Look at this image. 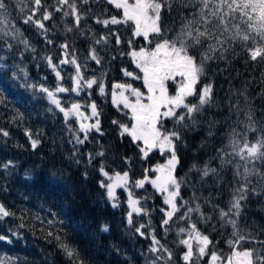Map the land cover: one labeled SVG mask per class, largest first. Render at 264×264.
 Listing matches in <instances>:
<instances>
[{"label": "trees", "instance_id": "trees-1", "mask_svg": "<svg viewBox=\"0 0 264 264\" xmlns=\"http://www.w3.org/2000/svg\"><path fill=\"white\" fill-rule=\"evenodd\" d=\"M9 3L12 4L9 16L11 25L22 35L14 40L0 34V165L12 162L7 169L0 167V203L14 213L0 219V236L7 238L0 241V260L5 261V264H71L59 247L56 240L59 236L79 250L85 264H150L154 256L148 251L152 243L148 233L155 229L157 239L173 253L172 260L167 264H184L181 257L186 249L178 243L184 237L177 233L179 228L187 227L189 223H195L212 240L209 253L216 251L223 256L230 254L228 241L235 239L233 229L220 220L215 207L218 205L227 210L233 187L239 186L233 179V168L229 166L223 170L220 182L213 176L202 181L200 173L190 169L194 164L202 167L209 163L219 170L220 162L214 159L216 150L228 143L227 133L232 127L243 131L242 125L233 123L237 116L226 107L229 97L233 102L239 99L240 107L245 111L250 106L257 128L264 127V61H252L245 45L237 41L225 53V59L209 61L205 65L206 75L197 85V91L201 85L211 83L213 104L206 105L203 115L197 116L199 122L184 128L174 125L172 120L164 121L165 129L172 130L175 127L181 135L182 142L176 144L179 163L175 172L177 178L186 181L181 187V196L185 200H192L195 192L204 217L208 219L196 213L192 214L191 221H179L174 217L165 233L161 227L164 216L160 209L166 208L162 196L151 185H145L144 189L133 191L136 198L148 197L147 200H141L140 206L147 209L149 215L134 213L130 226L127 223L130 209L126 192L122 188L116 191L119 206L113 207L105 188L100 186L101 181L106 183L99 171L100 167L103 165L109 173L128 171L131 180L135 181L143 178L145 168L161 163L167 153L161 156L153 151L146 161L142 160L130 137H121L119 128L112 123L116 120L128 124L130 119L113 106L110 94L101 96L94 86L76 95L71 91L73 81L70 79L76 76L75 66L59 63L63 57L59 45L67 41L69 53L75 55L85 79L99 77L106 71L105 84L109 93L114 83H131L142 88L141 80L123 75L122 69L125 68L138 73L131 58L120 55L121 52H128L127 45L122 43L116 46L114 37L107 48L94 45L89 39L92 33L99 38L107 35L109 29L96 24L92 16L82 19L80 28L76 29L73 17H64L61 12L55 11L57 0H42L43 7L36 13V18H40L45 10L53 13L50 20L44 21L48 29L46 34H42V30L32 24H24L25 13L19 11L14 0H9ZM77 4L81 12L91 8L92 13L101 18L121 15L119 10L103 3V0L90 5H80L77 0ZM24 7L27 14H31L33 5L30 0H25ZM179 24L175 10L171 17L162 12L161 27L168 25L172 28L169 38L179 28ZM67 27L73 28V31L66 32ZM110 28L119 31L122 41L131 37V25ZM21 40H27L30 47L26 49ZM48 40L52 43L49 44ZM8 44L12 47L8 48ZM142 44V40H137L133 46ZM93 46L102 57L100 65L88 59L89 49ZM248 46L251 47V42ZM47 57H51L52 63L61 72L62 80L57 78ZM40 86L53 92L58 86L68 88L67 93H56L57 99L66 109L74 102L87 105L95 101L103 134L93 130L83 145L76 144L73 132L78 124L75 119L70 117L66 122L64 114L50 102L46 93L40 91ZM241 91H246L248 104L243 97L235 95ZM189 100L196 102L195 97ZM82 110L90 112L86 107ZM239 119L245 120L243 113ZM226 120L227 123L224 122ZM209 121L218 122L212 136L208 135ZM69 126L73 131H69ZM3 132L8 135H3ZM83 135L80 133L81 138ZM256 136L257 133H249V141L254 142ZM32 139L39 141L36 148L32 147ZM99 151H104L105 155L96 156ZM89 153L93 156L91 163ZM125 158H130L131 163H126ZM148 175L154 177L155 173L149 172ZM252 183H256L255 178ZM208 199L211 203L206 202ZM192 202L195 206L197 201ZM183 211L181 209L176 215L180 216ZM149 219L151 225L142 229L145 236H141L135 229L140 224L148 225ZM237 223L241 234L255 237L256 241H264V194H249L247 200L242 202ZM105 225L108 228L106 232L102 231ZM50 232L52 235H49ZM241 247L261 249L264 244L243 243ZM206 263L207 256L193 260V264Z\"/></svg>", "mask_w": 264, "mask_h": 264}, {"label": "snow or ice", "instance_id": "snow-or-ice-1", "mask_svg": "<svg viewBox=\"0 0 264 264\" xmlns=\"http://www.w3.org/2000/svg\"><path fill=\"white\" fill-rule=\"evenodd\" d=\"M30 2L33 7L30 9L31 14H27L24 7L25 0H14L19 11L25 13L23 23L32 24L41 29L42 34H46L48 29L45 27L44 21L50 20L53 13L45 10L40 18H36V13L43 7L42 0H30ZM100 2L101 0H79L80 5ZM103 3L113 6L114 9L121 12V15L101 18V16L92 13L91 8L81 12L77 0H57L55 11L61 12L64 17H73L76 29L80 28L81 20L86 19L87 16H92L96 24L109 29L107 35L97 38L95 33H92L89 39L93 41L94 45H102L104 48L110 45L112 37H114L116 46H120L122 43L126 44L128 52H121L120 55H128L138 73L125 68L122 69L123 75L133 80H141L146 91L133 87L131 83H114L109 93L105 84L106 71L102 72L99 77L92 76L85 79L75 55L69 53L70 45L67 41L59 45L63 51V57L59 63L75 66L76 76L70 77V79L73 81L71 91L76 95H80L84 89L90 90L94 86L97 87L99 95L110 94L113 106L123 112L131 121L130 125L116 120H113L112 123L119 128L121 137L125 135L130 137L137 146L142 160L146 161L153 151H157L161 156L167 153V157L164 163H158L152 168H145L143 178L135 181L131 180L128 171L115 172L110 175L102 165L99 171L107 178L108 183L101 181L100 186L106 189L107 197L112 201L113 207L119 206L116 190L124 189L130 209L127 214V223L130 226L133 224L134 213L149 215L148 210L140 206L141 200H147L148 197L136 198L133 191V189H144L145 185H151L163 198L162 202L166 208H161L160 211L164 216L161 227L165 233L168 232V226L174 217L179 221H191L192 214L196 213L202 218L208 219V217H204L195 192L192 200H185L181 196V187L186 181L175 175L179 163L176 144L178 141L182 142L181 135L175 127L172 130L165 129L164 121L172 120L174 125L184 128L199 122L197 116L203 115L206 105L213 104V85L211 83L201 85L199 92L197 91V85L206 75L205 65L209 61L225 59V53L237 41L245 45L252 61H264V0H103ZM11 7L12 4L9 3V0H0V34L15 40L22 33H19L11 25L9 19ZM174 10L180 24L169 38L172 28L168 25L161 27L162 12H166L171 17ZM118 25H131V37L122 41L119 31L110 28V26ZM65 31L70 33L73 28L67 27ZM89 31L91 30L89 29ZM137 40L143 41L139 48L133 46ZM20 42L25 45L26 49L30 47L27 40ZM47 42L52 43L51 40ZM249 42H251V47L248 46ZM7 47L11 48L12 45L8 44ZM46 59L55 71L57 78L62 80L61 72L52 63L51 57ZM88 59L97 65L102 63V57L94 46L89 49ZM170 84L174 87V93L170 92ZM32 87L35 86L32 85ZM40 91L46 93L50 102L64 114L66 122L70 117L75 119L78 124V128L73 132L76 144L83 145L93 130L103 134L99 118L100 112L95 101L87 105L74 102L66 109L57 99L56 93H67L69 92L68 88L58 86L53 92L40 86ZM88 95L90 96L91 93L89 92ZM235 95L243 97L245 103L248 104L246 91ZM191 97L196 98L195 103L190 102L189 98ZM85 107L90 109V112L83 111L82 108ZM226 107L230 113L237 116V120L233 123L242 125L243 131L232 127L227 133L228 143L216 150L214 159H218L220 162L219 170L211 167L209 163H205L202 167H197L194 164L190 171L200 173L202 181L213 176L220 182L223 179L221 175L223 170L229 166L233 168V179L238 182L239 186L234 185L232 199L229 201L227 210L218 205L215 210L221 221L231 225L235 239L228 241L231 253L227 256L220 255L216 251L209 253V247L213 244L212 240L208 235L203 234L195 223H189L187 227L179 228L177 233L184 237L178 241L186 249L181 257L184 264H193L194 258L203 259L205 256L208 257V264H264V248L241 247L243 243L264 244V241H256L255 237L241 234L237 223L242 212V202L247 200L249 194L255 196L264 194V171L261 170L264 169V127L257 128L251 107L248 106L245 111L240 107L239 99L233 102L229 97ZM241 113L244 114L245 120L239 119ZM224 122L227 123V120ZM217 123V121L208 122L209 136L214 135L213 128ZM69 131H73L71 126H69ZM80 133L84 134L83 138L80 137ZM249 133H257L254 142L249 141ZM3 135L7 136L8 133L3 132ZM29 138L31 139L30 133ZM31 144L33 148H36L39 141L32 139ZM104 155V151L96 153V156L99 157ZM88 156L89 163H91L92 153H89ZM234 160L235 163H233ZM125 162L130 164L131 159L125 158ZM11 163L9 161L0 167L7 169ZM149 172L155 173V176H149ZM253 178H255V184L252 183ZM193 200L197 201L195 206H193ZM206 202L211 203V200L208 199ZM181 209L184 210L183 213L177 216L176 214L181 212ZM10 215H14V213L10 212L3 203H0V219ZM149 225H151L150 219L148 225L140 224L135 230L141 236H145L142 229ZM102 231H108L106 225L103 226ZM49 235L52 233L50 232ZM148 236L152 241L148 251L154 256L150 264H160L162 261L167 264L168 261H171L173 253L157 239L155 229H152ZM6 239V237L0 236V241ZM56 240L71 264H85L78 249L59 236L56 237ZM0 264H5V261L0 260Z\"/></svg>", "mask_w": 264, "mask_h": 264}, {"label": "rangeland", "instance_id": "rangeland-1", "mask_svg": "<svg viewBox=\"0 0 264 264\" xmlns=\"http://www.w3.org/2000/svg\"><path fill=\"white\" fill-rule=\"evenodd\" d=\"M137 48H139V47H137ZM142 82V81H141ZM133 87H137V88H140L142 91H146L145 89H144V87H143V84H142V88L141 87H139V86H135V85H133ZM169 89H170V92H172V93H174V87H173V85H169ZM129 125L131 124V121H129V123H128ZM167 157V156H166ZM166 157L164 158V160L161 162V163H164L165 162V159H166ZM110 175L111 174H113L112 172H110L109 173ZM104 177V176H103ZM104 180L106 181V183H108V181H107V178L106 177H104ZM118 189H121V188H118ZM117 189V190H118ZM116 190V191H117ZM105 192H106V189H105ZM125 192V191H124ZM163 199V198H162ZM110 200V199H109ZM111 201V200H110ZM126 202H127V196H126ZM178 202V204H179V200L177 201ZM111 203H112V201H111ZM206 264H208V257H207V263Z\"/></svg>", "mask_w": 264, "mask_h": 264}]
</instances>
